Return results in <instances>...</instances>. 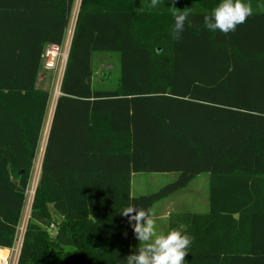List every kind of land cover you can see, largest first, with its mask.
I'll list each match as a JSON object with an SVG mask.
<instances>
[{"label": "trees", "instance_id": "trees-1", "mask_svg": "<svg viewBox=\"0 0 264 264\" xmlns=\"http://www.w3.org/2000/svg\"><path fill=\"white\" fill-rule=\"evenodd\" d=\"M75 1L46 0V44L62 43ZM11 2L0 0V8ZM220 2L176 0L177 9L190 8L177 41L170 35V0L151 9L150 0L81 1L18 264H126L135 235L121 210L152 209L201 174L212 178V215L235 182L253 190L258 210L251 225L219 230L209 225L210 215L171 214L168 231L194 237L185 264H264V0H246L254 14L227 35L210 32L203 21ZM96 52L120 56L112 90L93 86ZM6 65L0 68V248L12 245L50 97L34 89L37 69ZM141 173L177 178L131 196V176ZM52 209L64 219L57 222Z\"/></svg>", "mask_w": 264, "mask_h": 264}, {"label": "crops", "instance_id": "crops-1", "mask_svg": "<svg viewBox=\"0 0 264 264\" xmlns=\"http://www.w3.org/2000/svg\"><path fill=\"white\" fill-rule=\"evenodd\" d=\"M81 1L82 0L75 1V8L73 7L70 22L63 39V41L69 44L70 47ZM101 1L106 2V0ZM5 7L4 10L3 7L0 8V68H2L3 63L6 61L7 65L5 67L13 69L16 72H33L37 69L36 78L34 79V89L37 91H47L50 95L44 119L40 127L36 153L28 178L27 189L33 191L36 190L35 188H37L40 183L43 161L52 131L56 106L58 99L61 96L60 88L65 68L62 71V76L57 85V91L53 93V78H51L49 88L47 89L46 80L48 72L44 71L42 68V52L44 45H46V32L51 25V19L48 21V7L46 0H13V2L10 3V6L6 4ZM119 61L120 56L115 52L94 53V88L100 87L101 89L107 90L115 88L117 79H119ZM49 73L51 76L56 74V72ZM27 81H29L28 78L18 82L21 85L27 83ZM21 174H23V172L19 173V175ZM144 175L145 174H133L131 176V196L136 197L151 193L154 190L149 187L150 185H152V187H160L163 183H170L169 181H174L177 178L176 174H151V177H149L150 179L143 180ZM199 178H202V181L196 186H192L193 182L200 180ZM118 182L121 184V179H118ZM219 182L220 180L217 181V186H219ZM211 183L212 178L209 175L201 174L193 179L185 188L192 189V191L188 193V196L177 200L176 197L173 198L177 193L176 192L175 194L155 203L152 208V213L157 221V230L164 233L168 232L169 218L173 213H183L191 216L197 215L203 218L210 215L209 225H215V228L218 230L221 228L219 225H251L249 224V220L253 218V214L258 210L256 207L257 197L253 190L239 189L236 182L231 184L232 189L229 191L228 198L219 202V205L215 208V213L212 215L210 202ZM249 185L251 186V184ZM224 192L225 191H220L217 195L220 196ZM259 196H261L262 203H264V193H260ZM223 207H227L229 212L225 211ZM263 207L264 206L262 205V209ZM27 210L28 208L24 204L19 224L25 223V220L28 222L31 209L29 210V214ZM52 212V216L57 222L64 219L54 209H52ZM183 225H190V223L187 224V222H184ZM201 225H207L204 219ZM259 225H264V222L260 221ZM135 239L134 236L130 240L132 248H137L139 245V242L137 244L135 243Z\"/></svg>", "mask_w": 264, "mask_h": 264}, {"label": "clouds", "instance_id": "clouds-1", "mask_svg": "<svg viewBox=\"0 0 264 264\" xmlns=\"http://www.w3.org/2000/svg\"><path fill=\"white\" fill-rule=\"evenodd\" d=\"M160 3L161 0H150L148 8H156ZM170 3V11L174 17L170 35L179 41L190 8L179 10L175 7L176 0H170ZM253 14V6L246 0H222L210 14L204 15L203 21L210 32L219 30L227 35L235 32L237 26L245 23ZM120 215L128 218L135 238L139 241L136 250L125 258L126 264H185L194 237L184 234L180 229H171L167 233L159 232L151 208L144 209L129 204L121 210Z\"/></svg>", "mask_w": 264, "mask_h": 264}, {"label": "built area", "instance_id": "built-area-1", "mask_svg": "<svg viewBox=\"0 0 264 264\" xmlns=\"http://www.w3.org/2000/svg\"><path fill=\"white\" fill-rule=\"evenodd\" d=\"M69 50L70 46L65 41H62L60 44L47 43L42 52L43 70L46 72L63 71L66 67ZM34 194V190L32 191L26 189L24 204L28 208V214L33 204ZM28 222L25 220V223L17 225L15 228L12 245L10 247L0 248V264H18L24 246ZM56 231V224H51L48 227V232L50 233L51 237H55Z\"/></svg>", "mask_w": 264, "mask_h": 264}, {"label": "rangeland", "instance_id": "rangeland-1", "mask_svg": "<svg viewBox=\"0 0 264 264\" xmlns=\"http://www.w3.org/2000/svg\"><path fill=\"white\" fill-rule=\"evenodd\" d=\"M78 1V0H77ZM211 2V1H210ZM206 6V5H205ZM75 8V7H74ZM115 72H118V71H115ZM53 76V77H52ZM51 76V74L48 72L47 73V80H46V88L48 89L49 88V83H50V81H51V78H53V81H54V86H53V93H55L56 91H57V85H58V83H59V81H60V78H61V76H62V71H57L56 72V74L55 75H52ZM141 174H145V173H141ZM151 174H145L144 175V178H143V180H147V179H150L149 177H151L150 176ZM200 180H196L195 182H193L192 183V186H196L199 182H201L202 181V178H199ZM173 181V180H172ZM172 181H169V182H172ZM144 184H145V181H144ZM165 184H167V182H165V183H163V185H161L160 187H158V186H155V187H152V185H150L149 187L150 188H152L154 191H156V190H158L159 188H161L162 186H164ZM36 190H37V188H35ZM36 190H34V193H36ZM152 191V190H151ZM154 191H152V192H154ZM192 191V189L191 188H187V189H183V190H181V191H178L176 194H175V196H173V198L174 197H176L177 198V200L178 199H183L185 196H188L189 194V192H191ZM34 197H35V194H34ZM172 198V199H173ZM183 204V203H182ZM31 209H32V207H31ZM181 210H183V209H181ZM19 223H20V220H19ZM18 223V224H19ZM139 241L137 240V239H135V243L137 244ZM136 247V246H135Z\"/></svg>", "mask_w": 264, "mask_h": 264}]
</instances>
